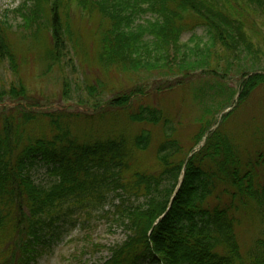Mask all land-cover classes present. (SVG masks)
Segmentation results:
<instances>
[{"label": "trees", "instance_id": "1", "mask_svg": "<svg viewBox=\"0 0 264 264\" xmlns=\"http://www.w3.org/2000/svg\"><path fill=\"white\" fill-rule=\"evenodd\" d=\"M77 1L81 9L96 10L107 23L99 32L98 57L104 67L158 71L160 76L179 77L177 85H186L185 80H192L197 72L218 78L224 54L235 55L244 45L250 47L244 22L232 18L227 5L251 4L264 13V0ZM69 2L25 0L17 11L26 32L20 35V43L29 50L40 46L41 60L49 71L61 63L66 39L78 38L69 21ZM144 15L151 17L138 23ZM12 28L0 19V58H7L18 71L17 51L9 37ZM198 28L207 35L198 38ZM187 32L192 37L183 43ZM243 76L246 80L239 102L264 85V74ZM144 93L140 87L133 88L106 106L131 113L133 99L145 97ZM28 94L23 85L8 93L0 91V104L9 97L18 106L0 114V264H34L42 256L40 250L60 239L63 227L75 222L76 216L89 219L93 214H107L112 193L118 203L111 220L126 230V240L115 245L102 264H264V229L249 255L243 254L236 233L237 213L251 204L264 226V152L254 160L243 159L218 127L189 157L218 120L201 129L187 151L173 138L176 127L161 110L141 107L138 114H130L132 121L162 123L165 140L157 150L160 169L128 177L130 155L123 136L73 135L62 120L75 117L93 122L96 117L38 113ZM232 95L234 100V92ZM231 98L221 110L229 106ZM22 102L32 108L26 109ZM96 109L100 110L97 116L104 115V106ZM44 118H48L49 136L32 138L30 126ZM151 143V133L143 131L135 147L145 151ZM43 168L48 181L37 184L33 173ZM183 171L182 187L172 199ZM167 178L174 184L164 189ZM141 199L144 202L137 204Z\"/></svg>", "mask_w": 264, "mask_h": 264}, {"label": "rangeland", "instance_id": "2", "mask_svg": "<svg viewBox=\"0 0 264 264\" xmlns=\"http://www.w3.org/2000/svg\"><path fill=\"white\" fill-rule=\"evenodd\" d=\"M24 1L0 0V19L13 27L9 37L19 59V70L15 71L7 58H0V91L8 93L14 86H25L31 97L29 102L36 106L33 110L41 114L65 112L69 115L86 113V116H95L93 122L73 117L70 121L62 120V124L65 127L67 123L73 135L102 139L105 136H123L130 155L128 177L136 172L152 174L160 169L157 150L165 140L162 123L155 126L132 121L130 114H138L141 107L161 110L164 117L176 127L173 138L187 151L196 143L201 129L217 119L216 125L230 137L243 159L254 160L255 156L264 152V85L255 89L245 101L239 102L246 80L243 74L264 73V13L255 6L247 4L233 8L227 5L232 18L244 22L250 47L244 45L235 55L224 54L220 78L208 75L209 72H197L193 74L192 80H185L186 85H177L176 79L179 77L160 76L158 71L134 72L104 67L98 57L99 32L101 26L105 27L107 23L96 10L91 12L81 9L77 0L67 3V12L72 30L78 38H73L74 42L66 39L67 49L61 63L49 71V66L41 60L40 46V49L29 50L20 43L19 38L26 32L21 28L23 22L17 11ZM150 17L144 15L137 22H144ZM196 33L201 38L208 32L198 28ZM192 34L187 32L182 38L183 43H187ZM41 45L44 46L43 42ZM168 85L172 88H167ZM136 87L143 89L146 96L133 99L131 113L106 106L118 94ZM214 91L217 100H212ZM233 92L234 100L231 98ZM230 98L232 110L223 114L228 109L221 110L220 107L228 103ZM5 102L0 104V114L18 107L9 97ZM22 104L26 109L32 108L26 102ZM5 105L6 109L2 108ZM103 106L104 115L97 116L100 110L96 108ZM30 128L32 138L43 134L49 136L48 118L34 122ZM143 131H149L152 138L150 147L145 151L135 147V140ZM33 176L37 184H46L48 181L45 168L36 170ZM172 184L174 180L167 178L162 188L169 189ZM177 194L173 192L172 199ZM143 202L141 199L137 204ZM117 203L112 193L111 202L105 208L107 214H93L89 219L85 215L76 216L75 222L63 227L60 239L52 240L40 250L42 256L34 264H102L110 258V250L126 240V230L111 220L113 206ZM251 205L241 208L237 213L240 221L236 233L242 252L246 255L251 253L264 229L256 206ZM144 264L155 263L148 261Z\"/></svg>", "mask_w": 264, "mask_h": 264}]
</instances>
